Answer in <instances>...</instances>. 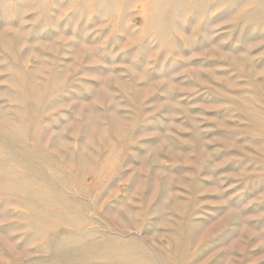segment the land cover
I'll return each instance as SVG.
<instances>
[{"label": "rangeland", "instance_id": "374dc122", "mask_svg": "<svg viewBox=\"0 0 264 264\" xmlns=\"http://www.w3.org/2000/svg\"><path fill=\"white\" fill-rule=\"evenodd\" d=\"M0 264H264V0H0Z\"/></svg>", "mask_w": 264, "mask_h": 264}]
</instances>
